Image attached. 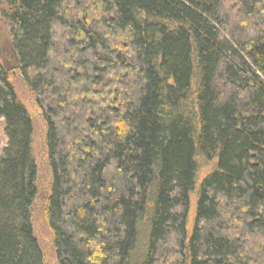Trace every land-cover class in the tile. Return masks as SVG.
<instances>
[{"label": "trees", "instance_id": "trees-1", "mask_svg": "<svg viewBox=\"0 0 264 264\" xmlns=\"http://www.w3.org/2000/svg\"><path fill=\"white\" fill-rule=\"evenodd\" d=\"M0 5L45 123L58 264H264V0ZM0 122V264H44L33 125L1 59Z\"/></svg>", "mask_w": 264, "mask_h": 264}, {"label": "rangeland", "instance_id": "rangeland-1", "mask_svg": "<svg viewBox=\"0 0 264 264\" xmlns=\"http://www.w3.org/2000/svg\"><path fill=\"white\" fill-rule=\"evenodd\" d=\"M3 7L0 5V59L6 70L11 75V82L16 90L19 101L25 107L33 125L32 136V158L37 168L36 187L37 196L31 208L32 226L34 237L36 238L43 255L44 264H58L53 248L52 236L46 225L44 210L47 199L50 195L51 174L47 164V153L45 147V123L42 118L41 110L35 103L33 95L23 83L18 75V64L15 54L12 50L8 27L1 17ZM6 138L4 136L0 122V152L5 147ZM198 175L195 179V186L198 188L202 178L215 169L216 161L205 162L198 160ZM193 207L187 224L188 232L191 231L193 225ZM148 227L144 224L141 230L140 252H143L147 241ZM140 254L136 255L134 264H138Z\"/></svg>", "mask_w": 264, "mask_h": 264}]
</instances>
